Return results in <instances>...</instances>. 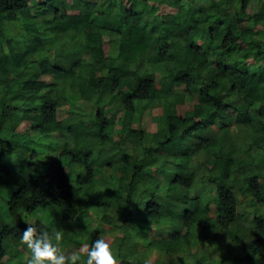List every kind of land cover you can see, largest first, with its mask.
<instances>
[{
    "label": "trees",
    "instance_id": "trees-1",
    "mask_svg": "<svg viewBox=\"0 0 264 264\" xmlns=\"http://www.w3.org/2000/svg\"><path fill=\"white\" fill-rule=\"evenodd\" d=\"M251 2L0 0V264L31 255L34 211L46 230L60 217L68 252L110 235L121 264L154 250L153 264H264V0L242 23Z\"/></svg>",
    "mask_w": 264,
    "mask_h": 264
},
{
    "label": "clouds",
    "instance_id": "clouds-1",
    "mask_svg": "<svg viewBox=\"0 0 264 264\" xmlns=\"http://www.w3.org/2000/svg\"><path fill=\"white\" fill-rule=\"evenodd\" d=\"M21 235L22 244L26 245L31 255L25 264H78L86 257V264H121L113 243L105 238L96 239L91 246L84 244L78 251L68 252L63 245V230L42 229L35 222H27ZM175 261L176 257H172ZM143 264H153L152 258H146Z\"/></svg>",
    "mask_w": 264,
    "mask_h": 264
},
{
    "label": "rangeland",
    "instance_id": "rangeland-1",
    "mask_svg": "<svg viewBox=\"0 0 264 264\" xmlns=\"http://www.w3.org/2000/svg\"><path fill=\"white\" fill-rule=\"evenodd\" d=\"M260 2V0H252V2L250 3V5H249V7L247 8V11H248V13L249 14H246V13H244L245 14V17H244V15L243 14H241V16H242V23L244 22V23H248L246 20H250V17L249 16H251V13L252 12H254V11H256L257 9H258V4H260L259 3ZM137 3H138V8L139 9H141V4H140V2L139 1H137ZM196 4H199V6H201V4H202V2H195ZM160 10H163V9H160ZM246 19V20H245ZM82 100V99H81ZM92 105V102H87V101H84V100H82L81 102H79L78 103V106H79V108L80 109H84V108H86V109H89L90 108V106ZM191 105V102L190 101H188L187 103H186V106H190ZM185 106V107H186ZM66 107H60L58 110V117L59 118H63V117H65L66 115H67V113H66ZM178 110H179V112H182V110H181V107H179L178 108ZM157 113V110H149V112H147L145 115H144V118H143V122H142V125H144L147 129H151L152 127H153V125L155 124V123H153L152 122V120H150V117H151V115L152 114H156ZM83 115V117H88V112L86 113H84V114H82ZM152 119V118H151ZM11 160L14 158L13 156H10L9 157ZM11 164L12 165H14V166H16L15 165V163L13 162V160L11 161ZM99 174V170H96L95 171V175L97 176ZM103 177V176H102ZM207 201H210L209 200V198H207L206 199ZM3 206V211L5 210V204H4V193L3 192H0V207H2ZM1 209V208H0ZM211 210H212V212L213 213H216L217 212V210H218V207H216L214 204H212L211 203ZM48 212H49V210H46V213L45 214H43V215H41V217L43 216V217H45L47 214H48ZM20 213H23V212H20ZM24 215H25V220L26 221H28V222H31L32 220H35V219H37V218H39L38 217V211H34V212H30V213H23ZM50 214L51 215H59V213H58V211H55L54 209H51L50 210ZM42 217V218H43ZM51 218H53V220H54V222H55V217H53V216H50ZM249 216H247V218H248ZM250 218V217H249ZM9 219V217L8 218H6L5 220H8ZM57 220H58V227H59V229L61 228L60 227V217H58L57 218ZM80 231H83V230H80ZM108 239H112V236H110V235H108ZM67 248H69V249H72L70 246H66ZM80 249V248H79ZM77 247H75L74 246V249H72V252L73 251H78L79 250ZM25 250H28L27 249V247L25 246ZM30 251V250H29ZM157 255V250H154L152 253H151V258L152 259H154V258H156V259H160V257L159 256H156ZM155 256V257H154ZM24 257H26V255L24 254V253H22L21 252V254L20 255H18V259L19 260H22V259H24ZM7 259V258H6ZM168 258H165V260H167ZM166 264H170V262H166Z\"/></svg>",
    "mask_w": 264,
    "mask_h": 264
}]
</instances>
